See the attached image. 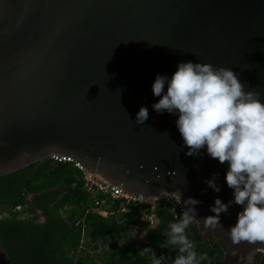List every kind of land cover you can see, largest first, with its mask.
<instances>
[{
  "label": "water",
  "instance_id": "water-1",
  "mask_svg": "<svg viewBox=\"0 0 264 264\" xmlns=\"http://www.w3.org/2000/svg\"><path fill=\"white\" fill-rule=\"evenodd\" d=\"M188 60L233 68L264 100V0H0V175L71 155L129 193L192 196L198 217L214 214L216 197L233 198L227 161L187 155L178 113L152 108L156 75ZM241 209L220 213L223 227L195 222L225 248L221 264L264 250L231 240ZM0 264H13L1 239Z\"/></svg>",
  "mask_w": 264,
  "mask_h": 264
},
{
  "label": "clouds",
  "instance_id": "clouds-1",
  "mask_svg": "<svg viewBox=\"0 0 264 264\" xmlns=\"http://www.w3.org/2000/svg\"><path fill=\"white\" fill-rule=\"evenodd\" d=\"M151 87L159 97L152 104L157 113H178L175 123L187 155H199L203 148L220 163L227 161L225 180L233 189V198L223 202L216 197L209 206L214 214L200 218L195 205L201 201L186 197L179 217L169 222L164 232L166 239L159 242L160 248L175 249V257L157 255L151 246L144 247L141 254H149L150 264H165L168 259L171 264H201L207 254L196 251L186 230L193 222H202L205 228L223 227L220 213L233 203L242 206L236 223L227 229L233 243L264 241V100L260 93L246 90L231 67L192 60L178 62L170 77L158 73ZM148 115V107L142 105L135 121L143 124ZM205 183L220 191L215 173ZM172 215L177 216L175 210ZM158 223L154 220L141 236Z\"/></svg>",
  "mask_w": 264,
  "mask_h": 264
},
{
  "label": "trees",
  "instance_id": "trees-1",
  "mask_svg": "<svg viewBox=\"0 0 264 264\" xmlns=\"http://www.w3.org/2000/svg\"><path fill=\"white\" fill-rule=\"evenodd\" d=\"M83 173L70 162H56L46 157L13 172L0 175V211L10 208V215L0 218V239L13 264H95L82 254L83 243L115 237L127 231L128 224L140 227L134 212L117 214L111 218L97 213L86 217L85 234L75 224L87 203L83 190ZM58 186L65 189L60 191ZM32 196V198H30ZM24 204L22 211L30 216L20 217L16 204ZM169 202H160L157 208L159 223L144 235L141 245L127 237L120 250L108 248L102 260L105 264H150L149 257L141 254V248L152 246L172 258L175 249L160 248L165 240L164 232L172 222ZM31 217V218H30ZM198 253H206L208 259L201 264H221L226 255L225 248L214 239L212 250L209 240L200 232L195 222L186 230ZM85 240V241H84ZM142 246V247H140ZM112 249V250H111ZM171 264V260L165 261ZM251 264H264L258 255Z\"/></svg>",
  "mask_w": 264,
  "mask_h": 264
},
{
  "label": "built area",
  "instance_id": "built-area-1",
  "mask_svg": "<svg viewBox=\"0 0 264 264\" xmlns=\"http://www.w3.org/2000/svg\"><path fill=\"white\" fill-rule=\"evenodd\" d=\"M56 162H70L83 173V190L87 194V203L82 213L78 214L75 224L81 227L82 235L85 234L86 217L90 213H97L104 217L111 218L117 214L134 212L139 222L150 225L154 220H158L157 208L160 202L167 201L171 212L175 210L179 213L184 207L181 200L176 195H155L147 197L142 194H132L124 190L121 186L103 177L97 172H91L84 168L79 160H75L71 155L54 154L51 156ZM22 204L16 205L13 210L20 212V217L30 216L26 211H22ZM10 208L0 211V218L10 215Z\"/></svg>",
  "mask_w": 264,
  "mask_h": 264
},
{
  "label": "rangeland",
  "instance_id": "rangeland-1",
  "mask_svg": "<svg viewBox=\"0 0 264 264\" xmlns=\"http://www.w3.org/2000/svg\"><path fill=\"white\" fill-rule=\"evenodd\" d=\"M58 188L60 189V191H63L65 189V187L63 186H58ZM30 198H32V196H30ZM145 230H146L145 227H140L134 224H128L127 231L119 236L108 237L106 239H98V240L91 241V242H86L84 240L85 242L83 243L81 254L85 259L93 260L95 264H104L102 258L103 256H105V253L108 250V248L109 250L110 248L114 250H120L122 247V243L126 240L127 237H131L133 242L139 246L142 244V242L145 241L144 236H141ZM142 249L143 248H141V250ZM155 251L157 255H160V251L158 249H155ZM143 255L149 257V254L147 253ZM258 255L264 261V250L258 252L256 256ZM255 257L251 260L250 264L253 262Z\"/></svg>",
  "mask_w": 264,
  "mask_h": 264
},
{
  "label": "flooded vegetation",
  "instance_id": "flooded-vegetation-1",
  "mask_svg": "<svg viewBox=\"0 0 264 264\" xmlns=\"http://www.w3.org/2000/svg\"><path fill=\"white\" fill-rule=\"evenodd\" d=\"M257 253H258V252H257ZM257 253H256V254H257ZM256 254H255V256H256ZM255 256H254V257H255ZM254 257H253V258H254ZM250 262H251V260H250L249 262H248V261L245 262L244 264H250Z\"/></svg>",
  "mask_w": 264,
  "mask_h": 264
},
{
  "label": "bare ground",
  "instance_id": "bare-ground-1",
  "mask_svg": "<svg viewBox=\"0 0 264 264\" xmlns=\"http://www.w3.org/2000/svg\"><path fill=\"white\" fill-rule=\"evenodd\" d=\"M19 204V203H18ZM21 204V203H20ZM17 205V204H16ZM24 205V204H23ZM15 207V206H14ZM27 212V211H26ZM9 217V216H8ZM28 218V217H27ZM31 218V217H30ZM24 219V218H23Z\"/></svg>",
  "mask_w": 264,
  "mask_h": 264
},
{
  "label": "crops",
  "instance_id": "crops-1",
  "mask_svg": "<svg viewBox=\"0 0 264 264\" xmlns=\"http://www.w3.org/2000/svg\"><path fill=\"white\" fill-rule=\"evenodd\" d=\"M111 243V242H110ZM109 247V246H108Z\"/></svg>",
  "mask_w": 264,
  "mask_h": 264
}]
</instances>
